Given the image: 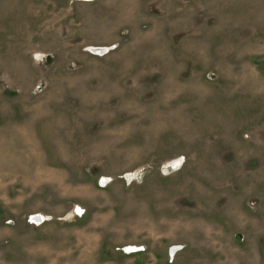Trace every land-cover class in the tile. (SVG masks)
Listing matches in <instances>:
<instances>
[{"label": "rangeland", "instance_id": "rangeland-1", "mask_svg": "<svg viewBox=\"0 0 264 264\" xmlns=\"http://www.w3.org/2000/svg\"><path fill=\"white\" fill-rule=\"evenodd\" d=\"M0 264H264V0H0Z\"/></svg>", "mask_w": 264, "mask_h": 264}, {"label": "water", "instance_id": "water-1", "mask_svg": "<svg viewBox=\"0 0 264 264\" xmlns=\"http://www.w3.org/2000/svg\"><path fill=\"white\" fill-rule=\"evenodd\" d=\"M99 51L104 52L105 50H99ZM32 218H33L36 222H40V221H41V217H40L39 215H35V216H33ZM174 250H177V247H175V248L172 249V251H171L172 254H173V251H174Z\"/></svg>", "mask_w": 264, "mask_h": 264}, {"label": "bare ground", "instance_id": "bare-ground-1", "mask_svg": "<svg viewBox=\"0 0 264 264\" xmlns=\"http://www.w3.org/2000/svg\"><path fill=\"white\" fill-rule=\"evenodd\" d=\"M79 1H93V0H79ZM40 222H42V218H41V221Z\"/></svg>", "mask_w": 264, "mask_h": 264}, {"label": "built area", "instance_id": "built-area-1", "mask_svg": "<svg viewBox=\"0 0 264 264\" xmlns=\"http://www.w3.org/2000/svg\"><path fill=\"white\" fill-rule=\"evenodd\" d=\"M130 250L132 249V248H129Z\"/></svg>", "mask_w": 264, "mask_h": 264}]
</instances>
